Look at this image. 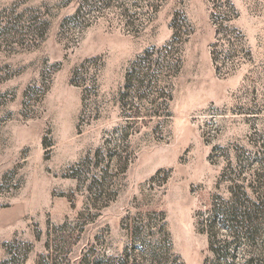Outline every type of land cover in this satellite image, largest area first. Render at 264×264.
<instances>
[{"label":"rangeland","instance_id":"1","mask_svg":"<svg viewBox=\"0 0 264 264\" xmlns=\"http://www.w3.org/2000/svg\"><path fill=\"white\" fill-rule=\"evenodd\" d=\"M0 264H264V0H0Z\"/></svg>","mask_w":264,"mask_h":264}]
</instances>
